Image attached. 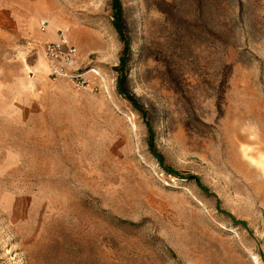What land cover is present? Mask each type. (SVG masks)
I'll return each mask as SVG.
<instances>
[{"label":"rangeland","instance_id":"1","mask_svg":"<svg viewBox=\"0 0 264 264\" xmlns=\"http://www.w3.org/2000/svg\"><path fill=\"white\" fill-rule=\"evenodd\" d=\"M120 6L0 0V264H264V0Z\"/></svg>","mask_w":264,"mask_h":264},{"label":"built area","instance_id":"2","mask_svg":"<svg viewBox=\"0 0 264 264\" xmlns=\"http://www.w3.org/2000/svg\"><path fill=\"white\" fill-rule=\"evenodd\" d=\"M62 39L44 45L45 57L49 63V73L53 78L66 75L74 63L75 48L69 47L66 40Z\"/></svg>","mask_w":264,"mask_h":264},{"label":"trees","instance_id":"3","mask_svg":"<svg viewBox=\"0 0 264 264\" xmlns=\"http://www.w3.org/2000/svg\"><path fill=\"white\" fill-rule=\"evenodd\" d=\"M112 2H113V14L116 17V27L119 29L120 32H122L121 23H120L121 16H122V14H121L120 0H112ZM125 51H127V47L125 48ZM119 61L121 63V67H122L125 64V57L124 56H121L120 59H119ZM149 139H150V141H149V143H150V149L152 148L151 152L157 158H159L158 154H156L155 151H154V149H153L152 130H150V128H149ZM158 160L160 161V159H158ZM163 169H165L169 173L177 174L174 170H172L170 168H167V167H164L163 166ZM239 223L244 224L243 222H239Z\"/></svg>","mask_w":264,"mask_h":264},{"label":"bare ground","instance_id":"4","mask_svg":"<svg viewBox=\"0 0 264 264\" xmlns=\"http://www.w3.org/2000/svg\"><path fill=\"white\" fill-rule=\"evenodd\" d=\"M70 30H71V29H70ZM68 32H69V31H68ZM75 33H76V32H75ZM52 34H53V33H52ZM69 34H70V33H69ZM71 40H73V39H71ZM2 45H3V44H1V46H2ZM4 62H5V61H4ZM42 63H43V65H44V68H46V67H45V63H44V62H42ZM8 65H9V64H8ZM20 65H21V64H20ZM27 67H28V66H27ZM12 68H13V67H12ZM12 68H11V69H12ZM29 72H30V71H29ZM12 74H13V73H12ZM5 83H6V82H5Z\"/></svg>","mask_w":264,"mask_h":264}]
</instances>
